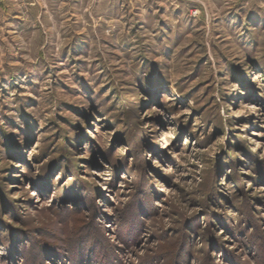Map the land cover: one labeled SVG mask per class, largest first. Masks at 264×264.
<instances>
[{
    "label": "rangeland",
    "instance_id": "rangeland-1",
    "mask_svg": "<svg viewBox=\"0 0 264 264\" xmlns=\"http://www.w3.org/2000/svg\"><path fill=\"white\" fill-rule=\"evenodd\" d=\"M0 264H264V0H0Z\"/></svg>",
    "mask_w": 264,
    "mask_h": 264
}]
</instances>
